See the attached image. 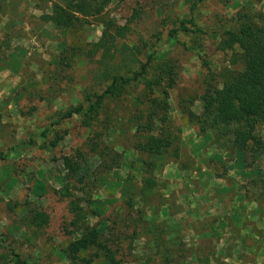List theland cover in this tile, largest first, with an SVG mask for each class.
I'll return each mask as SVG.
<instances>
[{
  "label": "rangeland",
  "instance_id": "rangeland-1",
  "mask_svg": "<svg viewBox=\"0 0 264 264\" xmlns=\"http://www.w3.org/2000/svg\"><path fill=\"white\" fill-rule=\"evenodd\" d=\"M182 1L119 0L102 15L68 28L45 16L63 0H6L0 5L4 251L13 249L23 260L39 264H73L68 246L83 236L73 224L78 219L74 202L84 210L80 224L107 233L101 238L115 240L118 257L128 264H188L184 259L168 263L165 253L154 252L157 226L166 229L164 236L174 244L182 239L177 214H185L188 223L197 213L223 218L236 204L239 226L231 232L245 240L229 261L264 264V125L257 128L261 142L251 144L240 158L212 140L204 142L199 127L189 124L187 111L202 114L199 97L207 67L168 41L169 31L189 12ZM202 6L205 23L232 17L241 7L264 16V0H212ZM158 37L162 41L157 45L177 73L167 114L151 106L142 84L133 95L106 102L100 118H111L104 123L89 128L77 116L63 120V112L77 106L85 92H101L106 79L101 75L113 74L115 64L145 62ZM103 51L111 52L104 64ZM62 52L72 57L63 66L58 62ZM209 58L217 71L228 65L230 55L215 52ZM160 63L153 66L157 72L165 68ZM192 97L198 99L193 107L184 102ZM148 121L151 131L144 128ZM37 211L48 215L44 227L31 222ZM213 219L198 226L201 242L211 241L204 227ZM97 254L89 248L76 257L77 264H105Z\"/></svg>",
  "mask_w": 264,
  "mask_h": 264
},
{
  "label": "trees",
  "instance_id": "trees-1",
  "mask_svg": "<svg viewBox=\"0 0 264 264\" xmlns=\"http://www.w3.org/2000/svg\"><path fill=\"white\" fill-rule=\"evenodd\" d=\"M4 1L6 0H0V5ZM116 1L119 0H63L62 5H53L52 14L45 16L56 26L68 28L74 22H82L83 18L102 15ZM210 1L212 0L182 1L181 3L188 6L189 12L169 31L168 41L192 52L207 67V72L203 75L205 90L199 97L202 114L197 116L187 111L189 124L199 127L204 142L212 140L220 149L234 152L243 158L251 144L261 142L257 128L264 125V16L241 7V10L232 17L222 16L211 23H205L202 21V5ZM161 41L162 38L158 37L156 44L149 48L146 54L148 59L145 62L133 59V63L129 65L115 64L116 71L111 75L103 73L101 76H105L106 79L101 92H85L87 94L77 106L63 112V120L77 116L89 128H92L96 121L104 123V120L111 118L104 117L102 120L100 118L106 102L131 96L142 84L145 85V97L149 99L151 106L155 105L157 109L165 110L167 114L170 91L176 86L177 73L172 60L166 58L157 45ZM215 52L230 55L228 65L220 67L217 71L213 70L212 60L209 58L210 54ZM102 56L104 64L106 58L111 57V52L103 51ZM71 59L67 53L62 52L58 62L63 66L69 64ZM65 60L69 62L65 63ZM157 62H161L160 65L165 67L160 72L153 67ZM154 72L156 75L150 77L149 75ZM153 95L161 96L162 99ZM197 100L196 97H192L184 102L193 107ZM148 122L144 128L151 131L153 123ZM1 130L0 117V133ZM0 157L4 158L2 151ZM67 165H71L70 161H67ZM72 210L78 218L73 224L78 231L83 230V236L68 246L70 252L68 262L77 264L78 255L86 253L89 248H95L98 251V258L103 257L105 264H128L118 257L119 250L115 240L101 238L107 233L96 234V229H92L86 223L80 224L82 219L84 220V210L75 207L74 202ZM31 222L38 228L44 227L48 224V215L37 211ZM157 227L160 229L159 237L155 240L154 252L165 253L168 256L165 257L168 263L184 259L188 264H233L229 260L233 258V252L238 245H229L225 252L220 249L218 240L199 241L194 232L197 228L194 222H183L177 226L176 230H180L177 236L182 239H177L174 244L171 242L173 245L168 242V236H164L166 229ZM168 245L171 247H167ZM4 250L5 248L0 246V264H39L23 260L13 249Z\"/></svg>",
  "mask_w": 264,
  "mask_h": 264
},
{
  "label": "crops",
  "instance_id": "crops-1",
  "mask_svg": "<svg viewBox=\"0 0 264 264\" xmlns=\"http://www.w3.org/2000/svg\"><path fill=\"white\" fill-rule=\"evenodd\" d=\"M190 204V202H189ZM193 208V207H191ZM230 210V209H229ZM228 210V211H229ZM185 212L187 213V210H185ZM198 215V213H197ZM196 214L194 216H191L189 217V221L191 223H195L196 227L194 229V232H196V238H199L200 236V240L199 241H202L204 239H201V235L200 233L198 232V226L202 225L205 221V219H209V218H214L212 221L210 220H207V221H210L211 223L204 227L205 228V231H206V236H209L207 238H209V240H218L220 242V249H222V246L224 249H228L229 245L233 246V245H240L244 242L245 238H243L242 236L239 237L236 235H233V233L231 231L235 230L236 229V226L238 224V220L240 219V216H239V213L236 209V204L233 206L232 208V211H229V213L227 212V214L225 215L226 217H223V218H216V216L214 215H208V214H204V213H201L197 216ZM185 214H177L176 215V218L181 221L179 222H185V220H187V218H185ZM218 231L220 232H224L223 235H219L220 238H217V237H213L215 234H218ZM212 235V236H210ZM222 236V237H221ZM237 237V238H236Z\"/></svg>",
  "mask_w": 264,
  "mask_h": 264
}]
</instances>
